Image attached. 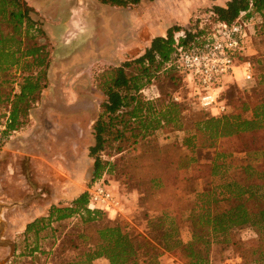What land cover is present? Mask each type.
Segmentation results:
<instances>
[{"label":"trees","instance_id":"trees-1","mask_svg":"<svg viewBox=\"0 0 264 264\" xmlns=\"http://www.w3.org/2000/svg\"><path fill=\"white\" fill-rule=\"evenodd\" d=\"M94 1L111 8L128 9L156 0ZM34 13V8L24 0H0V123L7 120V133L12 135L28 124L33 106L47 82L50 54L46 44L41 43L42 39L46 40L45 33L33 19ZM210 13L213 24H232L242 13H246L247 19L258 17L264 35V0H230L224 7L213 6ZM179 32L185 35L180 44L188 48L198 44L197 39L205 35L206 30L198 25L191 30L171 27L166 37L154 38L142 56L107 68L94 77V85L105 100L92 126L94 144L89 148V157L94 161V181L91 188L112 172V168H108L110 164L101 158L106 150L117 155L131 148L136 151V146L165 126L183 131L180 104L174 103L168 95L161 94L160 99L155 100L143 95L144 90L161 78L183 83L182 75L168 66L175 52L174 38ZM256 65L252 64L255 87L238 93L237 107L233 105L236 102L229 103L226 91L222 94L228 108L234 112L212 117L202 110L204 113L201 112L193 124L194 133L182 141V148L194 150L197 136L207 137L208 147L214 149L208 166L209 181L190 192L178 184L179 166L170 164L159 173L161 177L152 180L151 195L157 193V198L152 196L146 208L163 214L157 225L162 233L154 241L142 234H132L123 221L104 219L106 224L101 225L104 212L89 208V193L85 192L70 206L52 207L48 218L27 226V235H35L34 251H38L39 234L52 223L72 220L84 230L76 234L79 245L70 248L81 246L83 250L65 264H92L98 259H105L109 264H160L163 253L177 250L184 253V264H213L210 248L214 244H232L243 264H264V99L258 93L264 90V54ZM257 68L261 71L258 76ZM13 70L19 72L21 79L16 91L15 82L9 80ZM2 76L7 80H1ZM8 84L10 88L4 93ZM246 112L251 113L250 118L242 115ZM226 141L234 142L236 149L241 147L242 163L231 161L232 154L220 149ZM191 163L192 160L186 166ZM230 170L243 172L242 181L214 183L215 177ZM243 227L253 229L258 236L257 246L243 248L233 240L231 232ZM184 229L188 235L186 242L181 236Z\"/></svg>","mask_w":264,"mask_h":264},{"label":"rangeland","instance_id":"rangeland-1","mask_svg":"<svg viewBox=\"0 0 264 264\" xmlns=\"http://www.w3.org/2000/svg\"><path fill=\"white\" fill-rule=\"evenodd\" d=\"M24 1L37 9V12L35 11L32 15L33 19L41 28L46 25L47 30L45 29V31L53 37L52 41L46 37V40H41L42 44H46L50 54L49 68L54 62L65 61L69 65V72L63 76L64 78H61V72H54L53 75H50L48 69L45 88L31 112V114L34 113L36 123L31 132L32 140H27L20 147L25 153L46 152L48 156H51L49 161L51 166L53 164L55 170L58 171L62 170L58 168L68 166V162H63L62 156H60L61 152L64 155H70L69 163H73L74 149L76 148L78 151L80 148L81 154L86 149V158L81 156V162L82 165H85L83 168L86 170L88 191L94 181V161L89 157V148L94 144L92 126L100 113V105L105 100L94 85V77L103 70L112 67L110 59L113 55H118L119 59L125 57L131 60L136 59L143 52L146 41L157 35L159 29L174 26L181 29H193L198 25L203 29L211 30L213 26L210 21V7L217 0L144 1L140 5L126 9L129 11L128 13L117 14L114 12L120 10L109 9L94 0ZM255 20H252V36L246 51V58L253 65H256V62L260 61L261 55L264 54V35L261 29L256 30ZM257 25L259 26V24ZM121 40L123 41L121 42ZM258 69L257 76L261 72ZM1 80L4 81L7 78L2 76ZM9 80L15 82L13 85L16 91L21 80L19 72L13 70L12 78ZM229 85L230 89H225V94H227L225 97L231 104L236 102L233 104L234 107L239 104L237 102L238 93L243 94L245 88L255 87V84L245 85L240 81L234 82V84L230 82ZM9 88L8 84L4 93L8 92ZM258 93L264 99V90H258ZM161 94L168 95L174 103L182 106L183 131L175 130L172 126H165L155 132L152 138L136 146V151L131 148L117 155L112 150H106L101 154V158L110 164L108 168L111 167L112 172L107 173L104 180L99 181L105 182L106 188L112 194L135 210L129 216L131 222L123 219L129 231L134 235L143 233L153 241L162 232L161 228L157 226L161 216L158 212L152 213L146 208L152 196L157 198V193L151 195L152 180L161 177L158 175L165 170L164 166L169 164L174 167L179 166L178 184L181 183L185 189L192 192L197 185L200 188L202 184L209 181L210 167L208 166L214 157V149L208 147L209 141L202 134L197 136V148L194 150L181 147L183 139L188 134L194 133L193 124L195 121L200 114L204 113L189 98L184 83L179 80L172 83L161 78L143 91L144 97L148 100L160 99ZM165 99L168 100V98ZM232 112L234 110L229 109L228 114ZM242 115L245 118L251 117L250 112ZM30 116L28 124L17 133L24 132L31 126ZM64 118L70 119L69 127L66 124L63 125ZM78 123L81 124L80 136L75 133ZM69 128L71 129L70 133L67 131ZM127 135L129 134L127 133ZM45 142L49 146L47 149L42 147ZM233 144L235 143L226 141L220 149L225 153H231V161L240 164L243 160V154L239 151L241 147L236 149ZM116 145L113 144V146ZM191 160L193 163L186 166V163ZM45 165L47 166V162ZM17 167L20 166H16L14 172L19 169ZM55 170L52 174L41 173L42 182L47 183L49 178L52 181L56 179L57 182L66 180V178L72 179L75 176L72 172L64 174L60 171L61 174ZM2 172L0 173L2 188L0 193H3V199L10 203L25 202L30 194L25 191L26 184L22 180L23 174L17 172V174L7 176ZM243 178V172L230 170L215 177L213 181L218 185L233 180L242 181ZM39 201H41L40 198ZM107 217V214L104 213L101 225L106 224L104 219H108ZM81 230H84V227L70 221L55 226V228L45 229L40 235L43 238L37 241V248L41 249L37 254H34L35 238L33 234H30L29 237L8 238L6 251L0 249V264H47L51 257L50 254L54 252L55 257L52 258L54 262L68 263L83 250L81 246L78 249L70 248L72 245H79L76 241V234ZM186 233V230L181 233L184 239L188 237ZM231 233L233 240L243 248L257 246L258 236L250 227L236 229ZM9 242L13 243L15 250L12 249V244ZM210 254L213 264H243L235 254L232 244H214L210 248ZM175 256L178 258V264H184L185 255L182 251L177 250Z\"/></svg>","mask_w":264,"mask_h":264},{"label":"crops","instance_id":"crops-1","mask_svg":"<svg viewBox=\"0 0 264 264\" xmlns=\"http://www.w3.org/2000/svg\"><path fill=\"white\" fill-rule=\"evenodd\" d=\"M229 1L230 0H222V1L217 0L211 5L210 8H212L213 6L224 7L226 3ZM29 6L32 7V5H29ZM105 7H108V6H105ZM109 9H112V8L109 7ZM34 10L37 12V9L34 8ZM115 10H120L119 12H114L115 14L121 13V12H127V13L129 12L126 9L116 8ZM255 19H256L255 20L256 30H260L261 27L258 26L257 24H260L259 22L261 21H259L260 19L258 17H256ZM170 28L171 27L169 28L165 27V28H162V30L159 29L157 35L153 36L152 38L146 41V45H144V50L142 53H140V55H138V57L142 56L145 53V51L150 48L151 42L154 38L166 37L167 31ZM42 29L45 33V37L49 39L50 41H52L53 37L49 36L47 32L45 31V29L47 30L46 25L43 26ZM122 41L123 40H121V42ZM129 60L131 59H128L127 57L123 59H119L118 55L117 56L113 55L111 56L110 63L112 67H118L121 64ZM68 66H69L68 63L65 61H57L51 64L48 72H50V75H53L54 72H57V73L61 72L60 76L61 78H64L63 76L69 72ZM30 122H31L30 123L31 126L28 127L24 132H19V133L16 132L11 136V139L6 143L5 147L0 153V173L3 171L2 174L4 173V175H7V176H10L12 174H17V172L18 174L20 173L23 174L22 180L26 184L25 191L27 192V194H30L29 195L30 198L28 197L25 200V202L22 201V202L10 203V201L8 200L6 201L5 199H3V193L2 194L0 193V249L1 248L5 249V251H6V248H8L7 247L8 238H11V237L14 238L18 236L29 237L30 234L27 235L26 233V228L29 224H32L36 220H40L42 218H48L50 209L52 207L60 208V207L70 206V204L74 200H76L80 195L89 191V190L87 191V187H86V181H87L86 170L85 168H83L85 167V165H82V162H81V156L83 158H86V149L83 151L82 154H81L80 148H78V151L76 150V148L74 149L75 152L73 153V161H74L73 163H69L70 155H64V153L61 152L60 156H62L61 158L63 159V162L64 161L65 163L68 162V166L67 167L63 166V168L60 167L58 169L59 170L62 169L60 171H62L64 174L65 173L70 174V172H72L75 175L72 179L66 178V180H62V181L58 180L56 182V179L52 181L49 178L47 180V183L42 182V179H40L41 173L42 174H45V173L52 174L55 168L53 164L51 166V162H49L51 159V156H48L46 152L40 151L36 153L34 152L25 153L24 151H22L20 145L26 142L27 140L28 141L32 140L31 132L36 124L34 121V113H32L30 116ZM63 122H64L63 125L66 124L68 126L71 124L69 118H64ZM76 127H77L76 131L75 129L73 130L75 131V133H78L80 136L81 135V124L78 123ZM69 130L71 129L69 128L67 130L70 133ZM42 147L43 149H47L49 147L48 143L45 142L44 145H42ZM22 158L24 159L22 160ZM23 162L26 164H24ZM45 162H47V166L45 165ZM15 165L20 166V167H17L19 169L14 172L15 167H16ZM49 165L50 167H48ZM81 165H82V169H81ZM56 171L60 172L58 170H55V172ZM0 190H2L1 184H0ZM39 198L41 201H39ZM116 199L118 201L119 206L116 208L114 212L110 214L105 213L108 216L107 218L113 222H122L123 219L131 222L129 216L130 214L134 213L135 210H132L130 205L128 206L124 204L122 201H120L117 196H116ZM159 216L163 218V214L161 212L159 213ZM68 221L71 222L72 220L63 221L61 223H52L51 227L55 228V226H58ZM141 234L145 235L143 233ZM40 235L41 233L39 234V238H43ZM183 241L186 242L187 239H183ZM9 244H12V249L15 250V246L13 245V243L9 242ZM38 250L41 251V249H38ZM37 253L38 251L37 252L34 251V254H37ZM50 255L51 257L49 258L47 264H61V261H59L58 263L54 262L53 259L55 257V252ZM159 262L160 264H168L169 262L171 264H176V263L178 264V258L175 256V252L174 253L165 252L159 258ZM92 264H109V262L105 259H98L94 261Z\"/></svg>","mask_w":264,"mask_h":264},{"label":"built area","instance_id":"built-area-1","mask_svg":"<svg viewBox=\"0 0 264 264\" xmlns=\"http://www.w3.org/2000/svg\"><path fill=\"white\" fill-rule=\"evenodd\" d=\"M245 16L246 13H242L232 24L212 23V29H205V35L197 39L198 44L188 48L180 44L184 32L177 33L174 38L175 52L168 66L182 75L189 98L212 117L228 114L222 94L230 82L255 84L252 63L246 58L253 19ZM6 126L7 120L0 123V153L12 136L7 133ZM88 193L91 209L110 214L119 206L103 182L95 183Z\"/></svg>","mask_w":264,"mask_h":264}]
</instances>
